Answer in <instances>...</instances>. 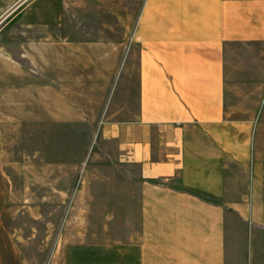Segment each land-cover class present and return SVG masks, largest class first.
<instances>
[{"label": "crops", "instance_id": "obj_1", "mask_svg": "<svg viewBox=\"0 0 264 264\" xmlns=\"http://www.w3.org/2000/svg\"><path fill=\"white\" fill-rule=\"evenodd\" d=\"M62 1L123 27L44 30L32 63L47 129L92 132L42 264H264V79L251 103L227 57L264 59V0Z\"/></svg>", "mask_w": 264, "mask_h": 264}, {"label": "rangeland", "instance_id": "obj_2", "mask_svg": "<svg viewBox=\"0 0 264 264\" xmlns=\"http://www.w3.org/2000/svg\"><path fill=\"white\" fill-rule=\"evenodd\" d=\"M109 5L107 17L93 3L0 0V264H42L61 214L55 211L58 195L49 187L73 185L76 160L88 153L92 138L91 131L53 123L48 130L41 101L26 102L27 92L42 85L31 76L37 75L32 63L41 57L44 30L53 40L63 32L59 28L121 29L123 4ZM97 36L92 31L83 38ZM110 37L122 41L119 31ZM249 49L232 44L227 57L232 87L253 103L264 79V59L252 60Z\"/></svg>", "mask_w": 264, "mask_h": 264}]
</instances>
